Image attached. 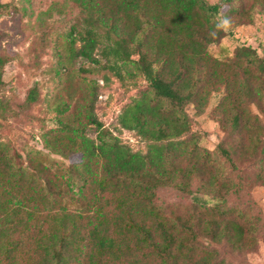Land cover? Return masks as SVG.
I'll return each instance as SVG.
<instances>
[{
    "label": "trees",
    "instance_id": "16d2710c",
    "mask_svg": "<svg viewBox=\"0 0 264 264\" xmlns=\"http://www.w3.org/2000/svg\"><path fill=\"white\" fill-rule=\"evenodd\" d=\"M75 1L81 7L83 32L72 37L68 57L96 63L99 50L105 68L121 86L125 84L122 69L132 76L127 65H133L152 96L143 93L129 103L119 123L137 130L147 141L148 152H132L116 137L100 136L95 144L78 133L79 120L75 126L64 116L66 101L56 107L64 112L55 118L62 133L43 137L42 145L65 160L78 157L72 161H79L78 165H70L76 168V179L52 172L38 161L23 165L20 153L0 143V264H130L131 255H136L138 264H221L224 261L217 259L214 249L204 245L216 249L225 242L244 252L258 238L264 240L260 218L250 215L246 207L229 203L232 170L210 159L199 142L189 147L190 140L178 139L188 130L185 120L179 123L177 117L172 121L161 115L163 101L180 111L195 102L201 113L205 97L198 98V90L201 84H212L223 90L221 105L228 113L223 118L235 133L258 128L257 119L264 115V54L259 57L250 45H243L234 58L221 62L206 52V45L225 34L224 28L232 35V27L252 20L250 10L239 5L234 23L224 15L227 26H214L211 19L228 0L214 4L206 0ZM255 3L264 9V0ZM2 8L0 3V12ZM65 62L66 58L59 60V66ZM99 89L97 84L90 104V122L97 127L102 125L94 113ZM35 100L33 89L26 106ZM256 138L257 134L251 135L253 149ZM219 151L231 160L227 150ZM258 162V178L264 185V163ZM192 182L197 183V191L190 189ZM164 185L192 193L193 208L158 206L152 196L155 188ZM208 203L213 204L215 216L204 219L198 209ZM131 235H138L132 244L127 241ZM199 247L202 258L195 257Z\"/></svg>",
    "mask_w": 264,
    "mask_h": 264
},
{
    "label": "rangeland",
    "instance_id": "374dc122",
    "mask_svg": "<svg viewBox=\"0 0 264 264\" xmlns=\"http://www.w3.org/2000/svg\"><path fill=\"white\" fill-rule=\"evenodd\" d=\"M206 1L214 4L222 0ZM255 1L257 0H228L211 19L213 25L215 23L219 26L224 22L223 16L227 15L230 16L231 23H234L239 5L244 6L241 10H250L252 15V20L232 27V35L224 28L225 34L218 42L206 45V52L212 59L221 62L232 59L243 45H250L259 57L263 56L264 9ZM260 1L263 3V0ZM0 3L3 5L0 12V57L3 59L0 66V143L20 153L23 165H27L28 160L31 163L38 161L48 165L52 172L57 170L64 175H73L76 168L70 165L77 166L79 161H72L78 160V157L65 160L49 153L42 145L43 137L62 133L56 127L55 118L64 112H57L56 107L66 101L69 107L64 116L75 126H78L79 120L81 124L78 133L87 139L97 144L100 136L106 140L116 137L118 144L129 147L132 152L146 154L147 141L137 130L123 128L119 123L120 114L129 103L143 93L152 96L143 77L132 64H128L127 68L132 76L127 74L124 67L122 73L125 84L121 86L119 79L105 68V61L100 58L99 50H96V63L82 57H68L72 37L76 38L83 32L82 11L78 2L0 0ZM73 46H79L78 39ZM64 58L67 62L60 67L58 61ZM97 84L100 96L94 102V113L102 124L100 127L90 122V104ZM33 89L36 100L26 106L27 95ZM198 91V98L201 95L205 97L201 113L197 112L195 102H188L183 111H180L176 107H168L167 102L163 101L160 104L163 107L161 115L172 121L177 117L179 123L185 120L188 130L178 139L190 140L189 147L193 146L192 142H199L200 147L208 149L210 159L219 160L223 169L232 170L230 177L234 187L229 194L230 205L246 207L250 215L260 218L264 229V185L260 182L261 178H258L261 175L258 160L264 163V115H259L255 131L237 134L223 118L228 117V113L223 111L221 105L224 97L222 88L201 84ZM253 112H256L255 109ZM255 134L256 146L253 149L250 141L251 135ZM219 148L229 152L230 161L221 157ZM81 183L80 181L79 184ZM25 185L29 188L27 183ZM197 187L196 182L190 185L192 191H197ZM90 193L87 192L86 197ZM191 197L192 193L182 192L173 185H164L154 189L152 199L160 207H179L182 210L193 208ZM140 203L146 205L144 201ZM198 212L204 219L215 216V208L211 203L202 205ZM137 236L131 235L127 241L132 244ZM252 244L244 252L233 249L225 242L217 245L216 249L211 244L203 245L214 249L217 259L224 261L221 264H264V240L258 238ZM195 257H204L201 247L197 248ZM131 258L133 261L130 264H138L136 255H131ZM81 264L87 263L82 261Z\"/></svg>",
    "mask_w": 264,
    "mask_h": 264
},
{
    "label": "clouds",
    "instance_id": "9594fccd",
    "mask_svg": "<svg viewBox=\"0 0 264 264\" xmlns=\"http://www.w3.org/2000/svg\"><path fill=\"white\" fill-rule=\"evenodd\" d=\"M221 26H227V21H224Z\"/></svg>",
    "mask_w": 264,
    "mask_h": 264
},
{
    "label": "built area",
    "instance_id": "2783aa9c",
    "mask_svg": "<svg viewBox=\"0 0 264 264\" xmlns=\"http://www.w3.org/2000/svg\"><path fill=\"white\" fill-rule=\"evenodd\" d=\"M100 96V95H99Z\"/></svg>",
    "mask_w": 264,
    "mask_h": 264
}]
</instances>
